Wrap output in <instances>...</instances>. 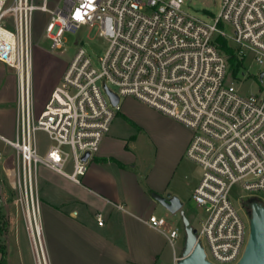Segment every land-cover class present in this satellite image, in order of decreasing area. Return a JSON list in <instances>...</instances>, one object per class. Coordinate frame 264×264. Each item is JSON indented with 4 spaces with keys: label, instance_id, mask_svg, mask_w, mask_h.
I'll return each mask as SVG.
<instances>
[{
    "label": "built area",
    "instance_id": "1",
    "mask_svg": "<svg viewBox=\"0 0 264 264\" xmlns=\"http://www.w3.org/2000/svg\"><path fill=\"white\" fill-rule=\"evenodd\" d=\"M35 10L50 14L44 32L53 49H63L66 33L82 27H99L109 41L97 61L79 49L37 119L31 75ZM220 40L235 46L230 48L242 67L249 58L257 63L254 76L263 75L259 95H242L229 81ZM0 62L17 73V136L1 139L17 151L18 185L28 208L35 203L40 165L81 184L120 108L112 105L107 87L120 101L134 97L191 130L186 159L199 173L188 183L190 199L206 213L196 228L197 242L212 264L239 262L250 238L246 203L264 205V0H223L222 12L211 20L187 10L185 0H64L55 9L47 0L42 5L0 0ZM246 76L242 73V80ZM39 130L53 141L45 157L35 141ZM70 157L71 173L66 171ZM235 186L247 192L241 208L231 200ZM97 221L104 223L100 215ZM146 223L167 227L156 215ZM179 237L178 228L168 230L174 251Z\"/></svg>",
    "mask_w": 264,
    "mask_h": 264
},
{
    "label": "rangeland",
    "instance_id": "2",
    "mask_svg": "<svg viewBox=\"0 0 264 264\" xmlns=\"http://www.w3.org/2000/svg\"><path fill=\"white\" fill-rule=\"evenodd\" d=\"M35 3L42 5L43 0H35ZM222 4L223 0H185L187 10L208 20L220 15ZM47 5L51 9L62 8L64 0H47ZM10 16H8V22ZM49 19L50 14L47 12L35 10L33 13L31 75L33 110L36 119L45 109L53 90L63 82L65 72L80 48H84L87 54L94 61H97L109 47L108 39L100 36V29L96 26L82 27L76 34L66 33L65 47L53 49L52 41L46 37L44 32ZM8 22L5 21L7 24ZM230 47L235 49L233 45ZM229 68V75H231L228 77L229 81L242 95L260 94L263 86L261 81L254 76L259 68L255 61L251 58L245 60L243 67L240 66V71L236 76H234L235 66L230 60ZM242 73L247 74L243 80ZM17 80L16 71L0 62V105L3 103L9 107L8 114L0 118L4 126L0 133L7 136H9L8 129L14 126L15 133L17 130V122L11 121V110L17 106ZM191 136V130L175 119L150 108L134 97H122L120 108L116 111L110 130L103 138L100 148L101 153L113 154L127 161L130 165H136L137 172H140L139 179L144 183L146 174L155 168L157 170L162 168L166 159L168 160L163 170H167L181 156L186 159L185 150ZM35 141L40 155L45 157L53 145L50 136L45 131L39 130L35 132ZM66 150L69 151L68 148ZM0 153L2 154L0 155V262L3 264H39L27 220L26 193L17 183L19 172H16V184H13L10 180L12 177L6 173V169L11 166H16L18 170L17 152L0 139ZM13 161H15V165ZM186 164L188 167L187 171L186 169L182 171V181L187 185L198 175L199 168L189 163L187 159ZM43 169L45 168L42 165L38 167L39 175ZM66 171L69 173L73 171L72 157L68 161ZM36 184H34V196L37 218L41 227V202L37 188L42 189L43 184L42 181ZM246 194L247 192L238 186L232 189L231 200L236 208H241L240 197ZM262 196L264 197L263 194ZM183 200L185 203L184 210L190 223L194 228H199L201 219L206 216L205 211L197 208L190 198H183ZM155 202L157 216L166 220L167 227L179 229L180 237L176 242V252L181 254L184 247L183 219L180 213L172 214L161 203ZM41 237L42 243L41 245L39 243V249L41 250L43 247L47 257L42 229ZM167 248L170 253L169 256L172 258L173 248L170 244ZM46 261L50 264L48 257ZM169 263L172 264V259Z\"/></svg>",
    "mask_w": 264,
    "mask_h": 264
},
{
    "label": "crops",
    "instance_id": "3",
    "mask_svg": "<svg viewBox=\"0 0 264 264\" xmlns=\"http://www.w3.org/2000/svg\"><path fill=\"white\" fill-rule=\"evenodd\" d=\"M8 108L3 103L0 105V118L8 114ZM12 109L11 121L15 123L18 107ZM3 127L0 121V130ZM13 127L7 130L9 136L0 133V139L3 136L15 140L17 130L15 133ZM179 158L163 170L166 159L162 168L146 174L144 183L139 179L136 165L113 154L101 153V148L89 160L81 184L42 165L45 169L42 176L37 172L36 183L43 184L37 192L50 264H170L171 259L175 264L181 254L173 249L170 258L167 248V233L174 227L155 229L146 220L157 216L153 193L160 196L171 193L183 204V198H190V185L182 181V171H187L188 165L186 159ZM16 168L6 169L13 184L17 182ZM99 215L103 225L98 224Z\"/></svg>",
    "mask_w": 264,
    "mask_h": 264
},
{
    "label": "water",
    "instance_id": "4",
    "mask_svg": "<svg viewBox=\"0 0 264 264\" xmlns=\"http://www.w3.org/2000/svg\"><path fill=\"white\" fill-rule=\"evenodd\" d=\"M263 75L261 74L260 80ZM112 105L117 107L120 98L117 94L105 87ZM90 154L86 153L83 160L87 161ZM152 197L161 203L172 214L180 213L184 226V247L181 257L176 264H212L206 259L204 248L197 242V229L192 226L187 217L181 199L171 193L160 196L153 193ZM250 208V238L242 258L237 264H264V205L261 202L251 201L246 203Z\"/></svg>",
    "mask_w": 264,
    "mask_h": 264
},
{
    "label": "bare ground",
    "instance_id": "5",
    "mask_svg": "<svg viewBox=\"0 0 264 264\" xmlns=\"http://www.w3.org/2000/svg\"><path fill=\"white\" fill-rule=\"evenodd\" d=\"M37 216L38 215H37L36 203L34 204L30 203L29 208H28L27 220H28L29 229H30L31 236H32V241L35 246V252L39 260V264H48V262L46 261L45 250L43 249V247L41 250L39 249L42 243V237H41V227L38 222Z\"/></svg>",
    "mask_w": 264,
    "mask_h": 264
},
{
    "label": "trees",
    "instance_id": "6",
    "mask_svg": "<svg viewBox=\"0 0 264 264\" xmlns=\"http://www.w3.org/2000/svg\"><path fill=\"white\" fill-rule=\"evenodd\" d=\"M220 42H221V45H222V49L228 55V61L230 60L233 63V65L235 66V68H234V71H235L234 76H236L239 73V71H240V66H242V65H241L240 62H238L237 58L233 54V50L229 46H227V44L223 40H220ZM249 202H251V201H249ZM0 264H3V262H0Z\"/></svg>",
    "mask_w": 264,
    "mask_h": 264
},
{
    "label": "flooded vegetation",
    "instance_id": "7",
    "mask_svg": "<svg viewBox=\"0 0 264 264\" xmlns=\"http://www.w3.org/2000/svg\"><path fill=\"white\" fill-rule=\"evenodd\" d=\"M247 211L249 212L250 211V208L247 206Z\"/></svg>",
    "mask_w": 264,
    "mask_h": 264
}]
</instances>
